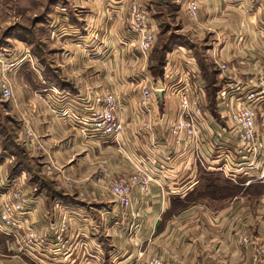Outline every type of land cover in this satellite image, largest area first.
<instances>
[{"label": "crops", "instance_id": "1", "mask_svg": "<svg viewBox=\"0 0 264 264\" xmlns=\"http://www.w3.org/2000/svg\"><path fill=\"white\" fill-rule=\"evenodd\" d=\"M109 1L112 0H83L82 6H73L67 11V17L54 21L55 43L66 46L62 60L66 59L68 64L64 62L66 70L61 71L65 81L56 79L47 84L43 76L42 82L34 77L42 85L33 81L36 85L33 84L31 98L27 101L18 95V101L10 103L18 110L19 114H15L21 129L26 123L31 125L48 153L47 162L53 161L55 171L50 164L42 162L53 173L48 176L57 182L62 178L76 182V193L60 198L57 210L53 206L55 199L42 193L29 198L31 209L27 224L31 222L41 241V245L30 248L44 262L40 259L46 258L42 252L51 248L46 237L52 236L54 224L58 226L66 216L69 222L65 239L73 245L71 264H144L140 260L144 251L145 258L149 259L162 254L164 249L170 252L163 257L166 264L250 263L253 249L242 245L240 239L247 237L253 244L264 245V181H257L258 173H251L236 184L218 170L221 162L215 158L223 152L235 153L238 146V143L235 147L232 145L233 132L226 128L228 119L223 115L226 111L220 113L223 91L230 84L251 87L247 85L251 78L244 77L249 75V68L241 71L235 65L232 73L217 71L216 65L237 57L236 60L249 58V52L258 55L260 51L259 55L264 56V37L258 39L261 48L256 53L249 49V41L245 44L246 51L244 45L241 50L236 49V40L232 37L230 41L231 36L224 30L241 28L245 35L250 32L249 18L244 12L251 0H199L195 23L187 15L188 0H138L154 16L158 10L167 13L175 6L172 17L177 25L181 24L179 32L184 37L180 43L172 42L161 77L154 73L153 52L147 58L140 56L137 43L126 32L128 1L107 10V6H112L108 5ZM152 21L156 23L158 43L160 25L156 16ZM207 34L211 36L208 38ZM93 40L97 46L91 45ZM79 42L82 50L76 52L72 44ZM122 43L126 46L121 47ZM106 46L112 51L109 55L105 53ZM236 51H241L237 57L233 55ZM112 55L122 67L103 69L101 65ZM22 76L30 79L29 75ZM112 76L113 83L108 85ZM147 87L156 90L150 115L141 108L143 90ZM52 89L65 94L67 99H83L89 91L93 98L105 91L116 93L118 118L124 129L119 142L84 141L80 128L53 116V105L42 99L50 98V94L39 95ZM183 94L200 99L204 115L199 124L204 138L199 150L191 142L177 145L171 134L172 123L181 112ZM89 104H86L88 113ZM197 156L203 158L204 165ZM8 165L0 167L1 181ZM101 168L110 176L127 175L139 169L153 170L155 176L147 194L137 188L132 190V205L126 209L114 197L106 195L107 181L98 182ZM201 198L212 200L215 208L203 212L197 204ZM202 218L205 222H201ZM204 234L207 238L203 240ZM2 238L1 241H8L11 237L2 235ZM23 254L27 256L30 252Z\"/></svg>", "mask_w": 264, "mask_h": 264}, {"label": "rangeland", "instance_id": "2", "mask_svg": "<svg viewBox=\"0 0 264 264\" xmlns=\"http://www.w3.org/2000/svg\"><path fill=\"white\" fill-rule=\"evenodd\" d=\"M82 1L83 0H0V71H1L0 76L2 77L0 78V167L5 163H9L8 167H6L8 175L5 172H3L4 177L2 176L3 178L2 181H6L7 178L20 179L21 176H24L25 178L16 182L15 186L17 188L22 189L30 199H32V197L35 198L37 192L42 193L44 197L46 195L49 198L55 199V205L53 206L54 207L56 206L55 207L56 210L58 207L57 204L61 202L60 198L66 199L69 196H72L73 194L76 193L75 191L76 182L70 178L68 179L62 178L61 181L57 182L53 178V176H48L53 173H51L52 171H50L49 169L47 170L46 167L48 166H42V162L44 163V165L46 163L50 164L51 165L50 168L53 169V171H55V167L52 164L53 161L47 162L45 156L48 153L46 152V150H43L44 149L43 145L36 138V133L33 127L26 123L25 126L22 127L21 129V123L18 120L17 115L15 114V112L18 113V110L13 109L10 106V103H12V101L14 100L18 101V95H21V97H25L26 100L28 101L31 98V94H33L32 91H34L33 84L38 83L42 85L41 76H43L44 79L43 82H47V84L48 82H50V80L59 79L61 82L65 81L61 71L64 73L66 70L64 68L65 63L68 64L66 59L62 60V54L66 51L65 50L66 46L55 43L56 24L54 21H56V19L57 21H59L60 19L67 17L66 14L67 11L73 8V6L76 7H78L77 5L82 6L83 5ZM126 1H128L127 3L129 6L132 0H112L111 2L109 1L110 3L108 5H112V6L111 7L107 6V10L108 9L112 10L113 6L116 7L119 5L123 6V3ZM135 1H137V4H139L138 0ZM174 7H172V9H170L167 13H164L161 10L160 11L158 10L159 11L158 12L156 10L157 12L155 14L156 18L158 19V24L160 25V34H159L158 43L156 42L157 45H155L151 53L153 52L152 55L154 58V73L157 75V77L162 76V72L166 64V55L171 47L172 42H174V44H176L177 42L180 43V41L182 40V36L184 37V35L180 34L181 32H179V29H181V24L177 25L175 20H173L172 10ZM75 9H81V8H75ZM83 9L87 10V8H83ZM144 9L147 12L149 21L155 27L156 23L152 21V19H154L155 16L153 15V13L147 11L146 8ZM261 9H263L262 13L260 12ZM244 14L246 15V17L249 18L248 29L250 30V32L247 31V35H245V30L243 32L244 34H242L243 30L241 28L238 29L234 28L233 29L234 32L232 31V29L228 31L227 29L224 30L229 34V36H231L230 41L232 37H234L233 38L234 41L236 40L235 42L236 49L240 48L241 50L242 45H244L243 48L245 49L246 41H249L250 43L249 49L251 51L258 53V51L261 48L259 47L258 39L260 40L262 37H264V24L261 23L262 20H264V6H260L259 3H257V1L251 0L250 4L247 6V9H245ZM128 15H129V9H128ZM62 32L65 33V30ZM126 32L128 34V28ZM219 34L222 35V33ZM209 36H211V34H207L208 38ZM94 40H96V38ZM94 40L91 45L97 46L98 43H96L97 41ZM72 45L74 47L72 49H74L76 52L82 50L80 42L73 43ZM101 46L104 45L101 44ZM123 46L125 47L126 45L122 43L121 47ZM68 47L70 51L71 46ZM108 48L109 46L108 47L106 46L107 49L105 50L106 55H109L112 52V51L110 52ZM239 53H241V51H236L235 53H233V55L237 57ZM249 53L251 56L246 59L236 60L238 58L237 57L231 61L229 60L230 62L227 61L226 63L219 62V64L216 65V70L220 71L221 65L223 64H225L228 70L231 71L232 73L233 72L235 73V69L233 67L235 65H236L235 68H238L239 70L241 69L247 70V68H249L250 69V72L248 73L249 75L244 77L251 78L250 81H248L247 85H251V87H254V90H256L257 89L256 86L264 82V58H263L264 56L259 55V53H262L260 51L258 55L257 54L254 55L253 52H249ZM70 61L74 62L75 60L70 59ZM122 65L121 64L119 65V61H115L112 55L111 59L109 60L107 59L105 63L101 65V67L103 69L114 70L115 67L119 68L122 67ZM69 73L72 74L71 72ZM23 74L29 75L30 79L28 78V76L23 78L22 76ZM113 76L110 77V80L107 83L108 85L110 83H113L112 81L114 80ZM34 77L38 79L40 78L41 82L39 81L35 82L33 80ZM28 79L30 82H32V84H29L30 82H28ZM5 80H8L12 84L14 89V98L11 101H6L1 94V85ZM41 87L46 88L47 86L45 87L41 86ZM54 90L55 89H52L51 92L43 91L39 93L41 97L43 94H50V98L42 97V99L47 101V103L48 100H50L54 109L57 110L56 114H54L53 110H51L54 114L53 116L57 117L65 124H72L76 129L81 128L82 126L80 124L76 123L74 120H70L68 116L61 118L59 117V115L61 113L63 114L66 113V111H69L70 108L69 105H73V108L76 110L77 116L82 119L86 118L88 114L86 104L89 102L90 103L89 105L91 107L93 106L95 107V103L93 101L94 98L91 97L93 93L89 91L88 93L89 95L85 96V98L83 99L72 98V97L67 99V96H65V94H62L61 92L57 93L56 91L53 92ZM240 93L241 90L237 89L234 93L235 97H242ZM220 102L221 104H223L220 107V113L223 111H226L228 113L230 98L229 97H226L225 99L223 98L221 99ZM78 108L79 111H77ZM258 108H257L258 109L257 121L260 128L264 126L263 125L264 102ZM223 127H225V125H223ZM226 128L230 129L231 126L226 125ZM28 129L31 130L32 136L29 135ZM232 135H233L232 137L233 144L232 143L231 144L235 147L238 142V139L236 137L235 132H233ZM80 136H82L81 133ZM82 139L88 142L93 141V140L84 139L83 136ZM174 142H176L175 138H174ZM39 144L42 147V151L36 150V146ZM43 155L45 159L42 157ZM182 157L183 156L179 158ZM8 159L9 162H7ZM238 161L239 163H241L240 159H238ZM260 164L261 162L257 164L256 166L257 170H254L253 172L255 173L260 172ZM43 168L45 170V173ZM0 180H1V175H0ZM107 191H109V189H107ZM200 191H203V189H201ZM106 195L108 197L112 196L110 191L106 192ZM211 202L212 200H209V198L207 199L204 198L202 199L201 202L198 201L197 204L201 205V206L198 205V207L199 208L202 207L203 209L201 210L203 212H209L210 208H215L216 206ZM190 205H193V203H190ZM64 220H66V223L69 222L68 217L66 216L63 217V219L61 220L58 226L54 224V227L52 228L53 230L52 236L46 237L47 244H49L51 248H49L45 252L44 251L42 252V255L45 256L46 258L41 257L40 259L44 260V262L42 261L40 262V260H38L39 258L38 253H34L33 252L34 248H30L29 236L32 233L36 235V233L33 231V227L30 225L31 223L30 221L27 225L24 226V229H21V231L18 230L19 232L15 236H12L8 241L7 240L1 241L2 235H0V264H33V263L34 264L35 263L36 264H71V260L73 257L72 254L73 252L71 251V247L73 245L72 243L68 242L65 239V233L62 232ZM54 221L55 220L53 219L52 222ZM201 222H205V221L203 220ZM135 227L137 228L136 225ZM59 236L60 237L63 236V241L59 239ZM206 238L207 236L206 234H204L203 240ZM245 239L248 238L245 237ZM245 239H243V241L242 238L240 239L241 244L243 243L242 245H245L244 242ZM249 243H250L249 246H251V248L253 249L252 254L250 255V263H244V264L253 263V257L256 253L254 248L260 246L255 242H254L255 244H253V242L251 241ZM84 248L87 250L85 246ZM25 251L30 252V254L24 256L23 253ZM169 253L170 252L167 249H164L162 254L154 255L153 257H150L148 259L147 257L145 258L146 253L144 251L140 255L141 258L140 260L143 259L144 264H150L152 260L160 259L163 261V264H166L163 257L165 255H168ZM76 263H79V261H77Z\"/></svg>", "mask_w": 264, "mask_h": 264}, {"label": "built area", "instance_id": "3", "mask_svg": "<svg viewBox=\"0 0 264 264\" xmlns=\"http://www.w3.org/2000/svg\"><path fill=\"white\" fill-rule=\"evenodd\" d=\"M260 6H264V0H255ZM261 2V3H260ZM128 17V35L132 37L133 43H137V49L140 56L147 58L157 42V30L149 21L147 12L143 6L132 0L129 4ZM187 15L195 23L198 21L199 0H188ZM221 70L227 72L225 64L221 65ZM1 73V71H0ZM0 78H2L0 76ZM254 87L242 88L240 84H230L223 91V98H230L229 112H224L228 119V125L231 132L236 133L238 146L233 154L220 153L215 160L221 164L218 170L223 173L226 179L238 184L242 177L249 176L254 170H257V164H260V172L255 177L257 181H264V126L259 128L258 107L264 102V82ZM237 89L241 90L242 97H235ZM244 91V92H243ZM156 90L150 87L144 88L142 109L144 113L151 114ZM1 94L6 101L14 98V89L12 84L5 80L1 85ZM60 95V94H59ZM95 107H91L86 118H79L76 110L72 107L66 113H61L59 117L68 116L80 124L81 134L87 140L109 139L118 143L123 133V125L118 118L119 100L114 92H104L94 97ZM52 106L51 101H48ZM54 114L57 110L52 107ZM203 111L198 97L191 99L187 94L181 97V112L179 118L172 123L171 134L175 138L177 145L183 142H191L195 149H200L203 142V133H201L200 122H202ZM200 123V124H199ZM264 125V123H263ZM29 135L32 132L28 129ZM27 131V133H28ZM37 151H42L41 145L36 146ZM44 150V149H43ZM199 162L204 165L203 158L197 156ZM238 159L241 160L239 163ZM155 172L149 169H139L135 173L110 176L105 168L99 171L98 182L107 181L108 189L114 199L125 208L132 204L131 194L134 188L139 189L142 194H147L151 183L154 181ZM18 179L7 178L6 181L0 180V235L6 237L15 236L29 220L30 199L28 195L20 188L15 186ZM248 183V182H247ZM246 183V184H247ZM62 232L67 228L66 220L63 221ZM19 230V231H18ZM59 239L63 241V236ZM245 245H250V240H244ZM30 246L41 245V241L32 233L29 236ZM255 255L252 264H264V245L254 248ZM150 264H163L160 259H154Z\"/></svg>", "mask_w": 264, "mask_h": 264}, {"label": "water", "instance_id": "4", "mask_svg": "<svg viewBox=\"0 0 264 264\" xmlns=\"http://www.w3.org/2000/svg\"><path fill=\"white\" fill-rule=\"evenodd\" d=\"M159 94V93H158ZM163 95L161 94L160 97H162Z\"/></svg>", "mask_w": 264, "mask_h": 264}]
</instances>
